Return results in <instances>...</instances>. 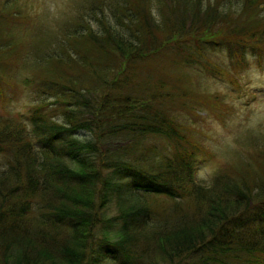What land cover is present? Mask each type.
Instances as JSON below:
<instances>
[{"label":"trees","instance_id":"obj_1","mask_svg":"<svg viewBox=\"0 0 264 264\" xmlns=\"http://www.w3.org/2000/svg\"><path fill=\"white\" fill-rule=\"evenodd\" d=\"M28 2L0 0V101L52 99L30 128L0 116V264H264V134L201 184L183 116L221 107L199 75L236 89L261 65L264 0H66L53 19Z\"/></svg>","mask_w":264,"mask_h":264},{"label":"rangeland","instance_id":"obj_2","mask_svg":"<svg viewBox=\"0 0 264 264\" xmlns=\"http://www.w3.org/2000/svg\"><path fill=\"white\" fill-rule=\"evenodd\" d=\"M65 1L29 0L27 9H30L31 13L39 14L40 19L41 14H48V18L53 19L59 14L64 16V14L74 11V8L65 9ZM110 23L113 24V19H110ZM217 56L220 61L225 60L223 53L219 52ZM261 59L260 66L253 59H249L246 68L240 72V75H236L238 78V88L236 89L224 81H214L205 78L202 74L195 79L202 89L217 93L222 103H220L221 107L215 109V114H207L204 118H195L179 110V113L183 112L184 118L189 121L191 130L197 133L195 143L199 145V148L190 155L189 159L192 160L195 180L201 184H210L217 172L228 164L227 151L230 147L235 146V138L239 134L246 132L264 134V55ZM20 75H18L17 81L21 80L19 79ZM19 87L18 85L13 87L10 84H2L4 101H0V116H18L19 120L30 128L31 105L40 99L50 100L52 98H44L35 91ZM52 117L56 121H61L58 114H53ZM73 135L78 138L89 136L87 132L83 131H75ZM156 149L168 151L169 146L165 143L163 145L157 143ZM198 170H206L207 179H198L196 176ZM114 214L115 209L111 207L106 216ZM117 222L119 223V221ZM95 234L97 238L100 237L99 231Z\"/></svg>","mask_w":264,"mask_h":264},{"label":"clouds","instance_id":"obj_3","mask_svg":"<svg viewBox=\"0 0 264 264\" xmlns=\"http://www.w3.org/2000/svg\"><path fill=\"white\" fill-rule=\"evenodd\" d=\"M206 170H198L196 176L198 179H207L205 175Z\"/></svg>","mask_w":264,"mask_h":264}]
</instances>
